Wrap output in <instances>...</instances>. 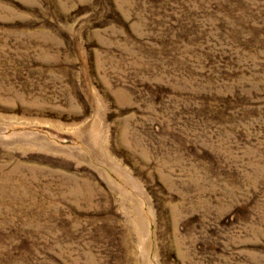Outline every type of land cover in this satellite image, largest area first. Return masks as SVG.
I'll list each match as a JSON object with an SVG mask.
<instances>
[{"label":"rangeland","instance_id":"rangeland-1","mask_svg":"<svg viewBox=\"0 0 264 264\" xmlns=\"http://www.w3.org/2000/svg\"><path fill=\"white\" fill-rule=\"evenodd\" d=\"M0 264H264V0H0Z\"/></svg>","mask_w":264,"mask_h":264}]
</instances>
